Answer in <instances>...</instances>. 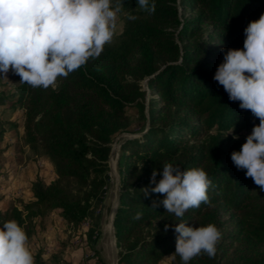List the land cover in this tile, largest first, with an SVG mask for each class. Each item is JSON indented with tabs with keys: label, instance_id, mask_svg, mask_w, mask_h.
<instances>
[{
	"label": "trees",
	"instance_id": "obj_1",
	"mask_svg": "<svg viewBox=\"0 0 264 264\" xmlns=\"http://www.w3.org/2000/svg\"><path fill=\"white\" fill-rule=\"evenodd\" d=\"M114 4L116 0H113ZM141 10L123 0L125 29L96 60L59 78L55 89L22 83L24 143L48 159L55 176L37 175L32 198L0 208V227L15 220L32 241L40 223L55 212L78 228L104 201L114 139L131 123L129 108H140L142 134L121 142L119 203L114 232L119 264H182L176 255V223L215 224L222 233L215 258L202 254L189 264H264V191L238 170L239 151L259 119L231 101L213 77L223 52L243 49L245 28L264 14V0H155ZM135 16V20L128 16ZM147 83L144 88L143 81ZM4 130H0V141ZM238 137V138H234ZM203 168L212 185L210 204L182 218L152 208L150 177L163 165ZM149 190L145 196L143 189ZM141 212L140 219H134ZM169 229L165 232V225ZM35 264H71L62 250L32 252Z\"/></svg>",
	"mask_w": 264,
	"mask_h": 264
},
{
	"label": "clouds",
	"instance_id": "obj_2",
	"mask_svg": "<svg viewBox=\"0 0 264 264\" xmlns=\"http://www.w3.org/2000/svg\"><path fill=\"white\" fill-rule=\"evenodd\" d=\"M141 10L153 14L155 0H137ZM123 0H0V76L12 71L20 82L32 88L53 89L59 78H67L90 60L100 57L117 34ZM135 20V16H128ZM243 49H221L223 62L213 79L222 85L231 101L249 110L259 119L239 151L231 153L238 170L264 191V14L244 30ZM238 138V137H234ZM157 170L150 177L152 208L163 205L165 211L182 218L189 209L210 204L208 190L212 181L199 167L181 170L163 165L162 178ZM149 195L147 188L143 189ZM137 212L134 219H140ZM169 225H165V232ZM177 233L175 254L182 264L206 254L215 258L222 239L219 228L209 223L193 227L186 222L174 225ZM28 235L15 220L0 227V264H35Z\"/></svg>",
	"mask_w": 264,
	"mask_h": 264
},
{
	"label": "rangeland",
	"instance_id": "obj_3",
	"mask_svg": "<svg viewBox=\"0 0 264 264\" xmlns=\"http://www.w3.org/2000/svg\"><path fill=\"white\" fill-rule=\"evenodd\" d=\"M117 23V34L112 43L119 40L120 35L125 29L124 13L121 12L119 14ZM20 79L21 78L12 71L7 73V78L0 76V130H4L3 139L0 141V208H6L8 206L11 201L9 200L10 198L7 197L10 194H17L14 192L18 189H26L29 191L33 179L38 174L46 179H51L55 176L54 167L51 162L45 159V157L37 156L24 143L22 138L24 133V106L18 101L20 87L22 85ZM143 85L144 88L147 89L145 80L143 81ZM128 110L131 117L130 126L127 130L121 132L112 143V153L109 160L110 172L108 173L109 178L104 201L97 204L94 208L95 214L102 216L103 219V227L105 230L103 231L104 235L102 234L103 242H99L98 246L102 252L104 246L109 248L104 256L108 264H119L118 246L116 247L118 251V262L116 263L113 258L114 248L112 247L110 238L112 224L111 220L110 223L108 221L115 208L117 209L118 207L116 198L120 192V173L118 169L120 145L126 138L141 135L147 124V119L142 116L138 106L133 105ZM28 196L29 195H26L25 198H28ZM16 199H18V197H15V200ZM86 223V227H89L90 221L86 220ZM100 227L101 226H99V228ZM96 229L97 228H95V230ZM95 230L94 234L99 235V230ZM39 241L40 239L36 236L32 241L28 242L32 252L38 250L39 246L37 243ZM171 258L172 255L166 256L160 264H171Z\"/></svg>",
	"mask_w": 264,
	"mask_h": 264
},
{
	"label": "crops",
	"instance_id": "obj_4",
	"mask_svg": "<svg viewBox=\"0 0 264 264\" xmlns=\"http://www.w3.org/2000/svg\"><path fill=\"white\" fill-rule=\"evenodd\" d=\"M14 193L17 194H10L7 197L10 198V201H14L15 197L29 200L33 196L31 188H29V191L26 189H18ZM26 195H29L28 198H25ZM117 200L118 197L116 198V201ZM111 218H109V223ZM88 220L90 221L89 227H86L87 223L84 221L78 228H74L69 225L58 213L53 212L45 217L42 223L39 224L36 236H38L40 241L37 244L39 247L45 248L46 256L53 252L62 250L64 252V256L71 262V264H108L104 256L106 255V252H108L109 248L104 246V250L102 252L98 246L99 242H103V231H105L102 216L93 212L92 216L88 218ZM99 226L102 228H99ZM95 228L97 229L95 230ZM94 230H99L100 234H94ZM110 235L111 244L114 248L113 258L114 261H116V237L114 238L112 232Z\"/></svg>",
	"mask_w": 264,
	"mask_h": 264
},
{
	"label": "water",
	"instance_id": "obj_5",
	"mask_svg": "<svg viewBox=\"0 0 264 264\" xmlns=\"http://www.w3.org/2000/svg\"><path fill=\"white\" fill-rule=\"evenodd\" d=\"M119 194V193H118ZM118 202H119V195H118V200H117V205H118ZM116 205V207H117ZM115 212H116V208L115 210L113 211V214H112V218H111V224H112V234L115 238V232H114V225H113V221H114V215H115ZM116 240V238H115ZM118 262V251H117V254H116V263Z\"/></svg>",
	"mask_w": 264,
	"mask_h": 264
}]
</instances>
